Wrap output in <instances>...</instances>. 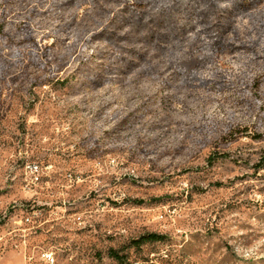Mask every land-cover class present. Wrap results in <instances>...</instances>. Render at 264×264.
Here are the masks:
<instances>
[{"label":"rangeland","instance_id":"374dc122","mask_svg":"<svg viewBox=\"0 0 264 264\" xmlns=\"http://www.w3.org/2000/svg\"><path fill=\"white\" fill-rule=\"evenodd\" d=\"M263 155L264 0H0V264H264Z\"/></svg>","mask_w":264,"mask_h":264},{"label":"trees","instance_id":"16d2710c","mask_svg":"<svg viewBox=\"0 0 264 264\" xmlns=\"http://www.w3.org/2000/svg\"><path fill=\"white\" fill-rule=\"evenodd\" d=\"M258 169H264V155L260 158L259 163L257 165ZM1 223V222H0ZM164 236L162 235H156V234H150V235H145L141 237V239L138 241L139 244H147V243H154V242H159L164 240ZM113 258L116 260H120V257L118 256L117 253H110Z\"/></svg>","mask_w":264,"mask_h":264},{"label":"bare ground","instance_id":"6f19581e","mask_svg":"<svg viewBox=\"0 0 264 264\" xmlns=\"http://www.w3.org/2000/svg\"><path fill=\"white\" fill-rule=\"evenodd\" d=\"M47 260H48V262H49L50 264H53V263L55 262L54 257H52L51 255H49V257L47 258Z\"/></svg>","mask_w":264,"mask_h":264},{"label":"built area","instance_id":"2783aa9c","mask_svg":"<svg viewBox=\"0 0 264 264\" xmlns=\"http://www.w3.org/2000/svg\"><path fill=\"white\" fill-rule=\"evenodd\" d=\"M29 168H31V167H29ZM35 170H37L38 169V167L37 166H35V167H33ZM49 257V255H47V258Z\"/></svg>","mask_w":264,"mask_h":264}]
</instances>
